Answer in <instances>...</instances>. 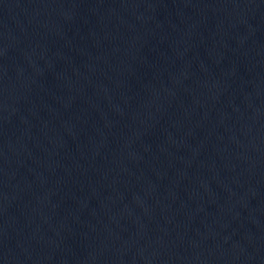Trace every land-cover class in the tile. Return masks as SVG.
Segmentation results:
<instances>
[{"label": "water", "instance_id": "obj_1", "mask_svg": "<svg viewBox=\"0 0 264 264\" xmlns=\"http://www.w3.org/2000/svg\"><path fill=\"white\" fill-rule=\"evenodd\" d=\"M0 264H264V0L2 2Z\"/></svg>", "mask_w": 264, "mask_h": 264}]
</instances>
